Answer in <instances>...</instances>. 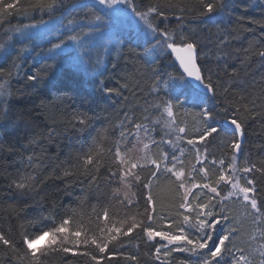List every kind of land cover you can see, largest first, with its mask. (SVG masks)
<instances>
[{"label": "snow or ice", "instance_id": "1", "mask_svg": "<svg viewBox=\"0 0 264 264\" xmlns=\"http://www.w3.org/2000/svg\"><path fill=\"white\" fill-rule=\"evenodd\" d=\"M195 3L199 6L197 15L209 19L217 9L234 6L230 0H195ZM260 3L264 4V0ZM192 10L190 0H149L147 4L143 0L141 3L136 0H71L68 7L65 0H0V22L14 13L26 18L39 15L36 22L15 29L29 40L40 33L23 29L52 25L50 31L59 34L57 43L48 40L51 44L47 49L48 58L54 61L64 59L66 50L73 48L78 54L67 57L73 67L90 65L94 75L103 77L108 68L100 49L120 51L128 44L129 51L134 52L131 45L140 46L143 40L144 52L136 53L138 57L154 56L157 51L163 55L165 50H171L179 63V68L173 72L147 68L139 72L135 84L130 85L125 79L118 88L106 86L102 79L99 81L105 96H120L122 89L128 90L136 105L125 111L110 128L97 129L87 151L78 152L76 162L61 170L63 177H82V182L90 187L99 188L101 181L111 186L108 203L99 211L98 205L93 204L86 219L83 209L88 197H81L80 204L59 221L54 215L43 217L51 221V227L35 235L28 233L23 224L10 223L7 231L0 229V264H49L50 257L64 254L61 257L64 259L69 253L73 257H87L93 264H101L105 257L111 264L118 255L132 264H141L138 255L122 251V238L140 232L146 237L145 246L154 249L144 253L153 264H170L173 253H188L189 257L196 258L182 260L179 264H264V158L251 162L245 155L243 165L239 160L248 121L259 120L264 126V86L259 95H253L246 83L252 58L264 69V42L258 39L243 49L240 65L233 66L229 63L232 57L229 41L238 37L230 36L220 24H216L214 37L204 35L198 28L177 37L166 27L154 23L159 19L162 24L169 14L177 12L180 14L176 19L183 21V14ZM260 27L264 28V23H260ZM149 35L154 39L162 36L163 40L156 39L153 44L147 39ZM261 37L264 38V33ZM209 43L214 45L215 56L211 59L215 60V65L206 67L201 61L208 55L204 48ZM3 48L0 44V49ZM93 52H96L95 61ZM56 66L45 65V68L51 70ZM18 67L15 58L8 69L0 67V118L6 119L9 115L12 69ZM116 67L113 63L112 68ZM39 79V72L27 76L28 81L38 82ZM142 81L149 85L146 91L141 86ZM255 89L253 82V92ZM188 116L200 125L192 135L186 123ZM18 118L25 127L29 126V112L22 110ZM219 119L224 121L223 125L218 123ZM70 123L73 128L79 126L77 130L83 133L88 128L89 118L84 113H76ZM52 133L50 128L49 140ZM154 133L160 138L156 139ZM217 140L225 150L219 159L212 151ZM184 144L191 148L186 150L181 146ZM32 145L41 146L36 135L29 138L25 150ZM162 145L170 146L172 151ZM4 150L5 145L0 141V152ZM6 150L12 152L13 148L8 146ZM186 151L194 152L195 158V162L189 161L187 166ZM34 158L33 148L26 159L31 164ZM54 173L55 169L43 179L38 175H21L12 180L8 188H14L20 196L39 195ZM163 181L174 194L170 203L158 206L153 189ZM134 188L143 191L137 192ZM232 205H239V209L235 210ZM157 220L169 230H154L152 222ZM157 237L167 243H149ZM45 238L46 247H34Z\"/></svg>", "mask_w": 264, "mask_h": 264}, {"label": "trees", "instance_id": "2", "mask_svg": "<svg viewBox=\"0 0 264 264\" xmlns=\"http://www.w3.org/2000/svg\"><path fill=\"white\" fill-rule=\"evenodd\" d=\"M136 2L141 3V0H136ZM190 2L193 10L183 14V21L176 19V15L180 14L177 12L169 14L168 19L162 24L159 19L154 23L159 24L161 28L166 27L177 37L181 33L187 34L194 28L202 29L204 35L214 37L217 33L216 24H220L221 29L227 31L230 36L238 37L229 41L232 52L229 63L233 66L240 65V61L244 58L243 49L248 48L258 39L264 42V38L261 37L264 28L260 27V23H264V4H261L260 0H230L234 6L223 10L217 9L216 12L210 14L211 19L208 16H198L199 6L195 0H190ZM143 3H149V0H143ZM70 4L71 0H65V7ZM38 19V14H34V18H26L23 14L14 13L6 16L3 22H0V44L4 45V48L0 49V67L8 69L14 58L15 63L19 65L18 68L12 69L14 75L10 82L9 115L6 119L0 118V141L5 145V150L0 152V229L7 231L10 223L14 226L23 224L24 229L32 235L51 227V221L43 219V217L54 215L59 221L70 209L76 208L80 204L81 197H88L87 204L83 209L86 219L92 212L93 204L98 205L97 210L99 211L101 206L108 203L111 186L101 181L99 188L94 185L90 187L86 182H82V177H63L61 170L76 162L78 152L87 151L91 137L95 135L97 129L110 128L111 124L118 122L125 111L136 105V101L128 90L122 89L120 96H105L100 89L99 81L102 79L106 86L118 88L119 83H123L125 79H128L130 85L135 84L139 72L147 68L157 67L161 72H173L178 69L168 50H165L163 55L157 51L154 56L138 57L136 53L144 52L143 40L139 42L140 46L131 45L135 49L134 52L129 51L130 45L128 44L123 45L120 51L112 49L110 52H104L101 49L100 54L108 68L103 77L94 75L90 65H83L79 69L73 67L67 58L77 55L73 48L66 50L64 59L54 61L48 58L47 52V49L51 47V44L48 43L49 39L52 43L58 42L59 34L50 31L52 25L47 28L43 26L37 28L38 30L32 33H40V35H34L32 40L15 31L16 28H22L23 25L34 23ZM44 19H48L47 15L44 16ZM124 27H128L127 23ZM247 29H252V31H247ZM29 30L31 29H23L24 32H29ZM147 39L155 44L156 39L163 40V37L157 36L154 39L149 35ZM21 49L24 51L21 52ZM209 49L212 51L210 52ZM204 52L208 55L201 63L206 67L214 66L215 60L211 59L215 56L214 45L209 43L204 48ZM18 53H20L19 56H17ZM6 54L7 58L5 59ZM95 58L96 52H93L92 60L95 61ZM113 63L117 64L115 69L112 68ZM51 64L57 66L51 70L45 68V65ZM37 72L40 76L38 82L27 80L28 75ZM253 82L256 84L255 92L252 90ZM246 83L249 92L253 95H259L260 88L264 86V69L258 66L256 58L251 60V69ZM141 86L145 91L149 87L143 81ZM138 95L143 96V93H138ZM125 97L128 98L127 101ZM140 103H143L142 99ZM22 110L31 115L28 127H25L18 118ZM193 111L196 110L193 109ZM76 113H84L89 118L88 128L83 133L77 130L79 126L77 128L71 126L70 122ZM222 122L223 120L219 119L220 125H223ZM186 123L189 135L194 134L200 126L192 116L186 118ZM50 128L53 133L49 140L47 137ZM33 135L38 137L41 146L32 145L26 151L24 146L28 144L29 138ZM153 135L156 139L160 138L156 133ZM8 146L13 148L12 152L6 150ZM181 146L186 150L191 148L186 144ZM162 147L169 152L172 151L168 145H162ZM33 148L35 149V158L30 164L26 157L32 153ZM212 151L219 159L225 150L217 140ZM245 155L251 162H259L264 158V126L259 120H250L247 123L243 154L239 156L241 165H243ZM184 160L186 166L189 161L194 163V152L186 151ZM225 160L227 163L228 158L225 157ZM53 169H55L54 175L42 186L39 195L28 193L20 196L14 188H8V184L14 179H19L21 175H38L40 179H43L44 176L52 173ZM56 177L61 178L57 179ZM133 190L143 191L142 188ZM153 193L158 206L170 203L174 194L166 181L154 187ZM26 204L28 207H25ZM232 207L235 210L239 209V205H232ZM12 209L16 211L12 212ZM115 211L113 209L114 213ZM91 218L95 219L94 216ZM116 218L118 220L120 217ZM170 219L178 220L179 218L171 217ZM179 222L182 223V220ZM152 227L154 230H169L159 220L152 222ZM172 230L174 231V228ZM145 240L146 237H143L142 232L122 238V251L138 255L141 264H146V262L153 264V261L144 256L145 252L154 251L153 248L145 246ZM149 243L166 244L159 237ZM46 246L47 238L34 247L44 248ZM63 256L64 254L50 257L49 264H65V260L67 264H93L87 257H73L71 253L67 254L64 259L61 258ZM185 259L194 261L196 258L189 257L188 253H173L170 264H179ZM101 264H109L107 257L101 260ZM111 264H132V262L125 261L122 256L118 255L112 259ZM155 264H159V262H155Z\"/></svg>", "mask_w": 264, "mask_h": 264}, {"label": "rangeland", "instance_id": "3", "mask_svg": "<svg viewBox=\"0 0 264 264\" xmlns=\"http://www.w3.org/2000/svg\"><path fill=\"white\" fill-rule=\"evenodd\" d=\"M129 11H130V10H129ZM126 18H127V17H124L123 19H124L125 21H127ZM36 30H38V29H34V30L31 29V30H29V32H34V31H36ZM43 240H44V239H42V240H40V241H37L36 245L40 244ZM165 242L167 243V241H165ZM36 245H34V246H36ZM173 246H174V245H173Z\"/></svg>", "mask_w": 264, "mask_h": 264}, {"label": "bare ground", "instance_id": "4", "mask_svg": "<svg viewBox=\"0 0 264 264\" xmlns=\"http://www.w3.org/2000/svg\"><path fill=\"white\" fill-rule=\"evenodd\" d=\"M100 51H101V49H100ZM74 52H76V54H78V50H74ZM168 52L171 54V56H172V60H173L174 63L177 65V63H176L175 60H174L173 53L171 52V50H168ZM177 67H178V65H177ZM178 68H179V67H178ZM222 123H224V121H223ZM243 142H244V140H243Z\"/></svg>", "mask_w": 264, "mask_h": 264}, {"label": "water", "instance_id": "5", "mask_svg": "<svg viewBox=\"0 0 264 264\" xmlns=\"http://www.w3.org/2000/svg\"><path fill=\"white\" fill-rule=\"evenodd\" d=\"M173 57H174V60H175V62L177 63V65H178V67H179V63H178V61L176 60V55L173 53Z\"/></svg>", "mask_w": 264, "mask_h": 264}]
</instances>
